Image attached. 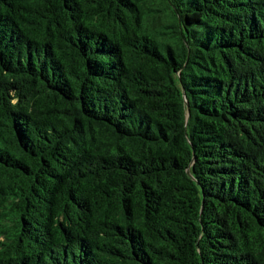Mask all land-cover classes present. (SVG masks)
I'll return each instance as SVG.
<instances>
[{
  "label": "trees",
  "instance_id": "obj_1",
  "mask_svg": "<svg viewBox=\"0 0 264 264\" xmlns=\"http://www.w3.org/2000/svg\"><path fill=\"white\" fill-rule=\"evenodd\" d=\"M0 264H264V0H0Z\"/></svg>",
  "mask_w": 264,
  "mask_h": 264
}]
</instances>
